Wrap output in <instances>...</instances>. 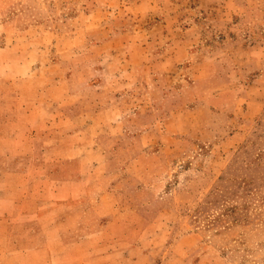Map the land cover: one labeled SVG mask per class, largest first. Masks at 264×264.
<instances>
[{
    "label": "rangeland",
    "instance_id": "obj_1",
    "mask_svg": "<svg viewBox=\"0 0 264 264\" xmlns=\"http://www.w3.org/2000/svg\"><path fill=\"white\" fill-rule=\"evenodd\" d=\"M61 169L96 182L59 199ZM0 211L53 264H264V0H0Z\"/></svg>",
    "mask_w": 264,
    "mask_h": 264
},
{
    "label": "crops",
    "instance_id": "obj_2",
    "mask_svg": "<svg viewBox=\"0 0 264 264\" xmlns=\"http://www.w3.org/2000/svg\"><path fill=\"white\" fill-rule=\"evenodd\" d=\"M82 70V69H81ZM81 70H76L73 69L71 71V74L69 76H67L66 79H68L67 81L70 82L69 85L71 84V82L75 81V79L77 78V75H79ZM92 76H95L93 78H90L88 80V83L91 87H100L101 85H105V81L98 80L96 77L98 76V71L95 70L93 71ZM59 83L61 82L60 80L58 81ZM68 84V83H67ZM113 85V83H111ZM111 85V92L109 95V99L106 101V103H102L103 105H99V103H101V100H99V98L95 99L94 101V111L92 113H90L91 115H89L92 118V123H97L100 124V120H99V113H101V111L104 110V112L107 114H111V110L115 108V95L116 93H114L113 91V87ZM73 86L70 89L67 90V93L64 94L63 96H59L60 98H51V100L53 101L54 104L58 105L59 109L57 111V113H62L64 116L66 114V110L70 109L68 111L69 116V121L70 123H68L69 125L73 126V121H75L76 117L79 115H82V113L80 111L76 112L75 110L77 109V105L79 103V99H76L77 96V91H78V87H76L75 85H71ZM45 85L42 87V91L45 92ZM43 92V93H44ZM44 96L46 95L43 94ZM46 99L50 100V96L46 95L45 96ZM96 100H98V102H96ZM48 103V102H47ZM74 110V111H73ZM49 115V114H48ZM122 117V116H121ZM126 118V116L124 117V119ZM118 119H114L113 115H111L110 117V121L111 122H117ZM113 128V126H111ZM110 126H108V129H106L104 132L100 131V133H95L96 135V140H95V147H99L101 146V148H103L101 142L103 141V135L106 134V138H110V137H114V135H119L120 133L113 131L112 129H109ZM34 129V128H33ZM75 128H73V134L75 135ZM72 132V130H71ZM125 130H123V135H125ZM102 137V139H101ZM145 145V143H144ZM79 147V148H77ZM84 147L83 145L80 146H75L74 144L68 145L67 143H59L57 145V147L55 149H53L55 152H53L52 154L57 156L58 159L57 161H60V156H66L67 154H69L68 156H76L73 155L76 152V149H81ZM144 148V147H143ZM105 150V149H104ZM49 151V150H48ZM51 153V152H50ZM50 154V155H52ZM76 159H81L79 157H76ZM62 160V159H61ZM26 167L28 170V163H14L13 164V170L16 171L18 169L20 170V173L23 172L24 168ZM66 168V167H65ZM65 169H61L59 171H55L54 177L53 175H51L49 177V181L48 182H54L57 187V193L54 192V195L59 198V199H74L78 197V193L76 191L79 192H84L89 185H91L92 183L96 182L94 179L91 181H86V179L84 178L83 175H79L77 176L74 180H72L73 182H68V185H66V182L62 181H58L57 180V176L59 177ZM16 176V174H15ZM25 177L27 178L26 182H29L27 184H25V189H29L31 188L30 186V180L28 179V174H25ZM52 179V180H51ZM47 180H45L44 182H46ZM64 184V185H63ZM43 199H50V196H45L48 194L47 189L43 190ZM26 198H29V196H27V194L25 195ZM10 199H17V197L12 194L10 195ZM5 202V200L3 201ZM58 214V213H56ZM36 215V216H34ZM39 215V213L37 212H30V213H17V214H7V213H1L0 211V264H22L24 262H27V264H53L52 261V256L50 255V245H49V237L47 235V232H45V234H43V237L41 238V240L43 241L40 245H37L36 243H27L25 246L23 247V244L17 239V237H15V234L13 232L17 231V230H25L28 231V225H25L26 223H33V220H35V218ZM40 216V215H39ZM25 226V229H24ZM32 229V228H31ZM21 245V246H19ZM22 247V248H21Z\"/></svg>",
    "mask_w": 264,
    "mask_h": 264
}]
</instances>
